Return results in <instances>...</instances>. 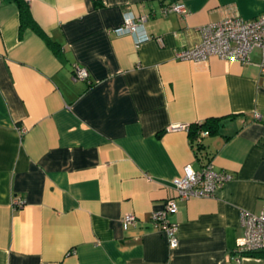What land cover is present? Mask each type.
Masks as SVG:
<instances>
[{
  "label": "crops",
  "instance_id": "obj_1",
  "mask_svg": "<svg viewBox=\"0 0 264 264\" xmlns=\"http://www.w3.org/2000/svg\"><path fill=\"white\" fill-rule=\"evenodd\" d=\"M173 1L186 12H163ZM28 5L54 47L0 0V264H264V251L233 253L241 211L264 210L260 50L244 64L176 57L199 26L231 11L252 19L264 0ZM126 12L145 18L146 39L115 31ZM208 118L217 127L192 144L184 126ZM208 162L231 178L178 201L171 248L151 213L186 166ZM126 212L137 221L124 228Z\"/></svg>",
  "mask_w": 264,
  "mask_h": 264
},
{
  "label": "built area",
  "instance_id": "obj_2",
  "mask_svg": "<svg viewBox=\"0 0 264 264\" xmlns=\"http://www.w3.org/2000/svg\"><path fill=\"white\" fill-rule=\"evenodd\" d=\"M30 1V0H25ZM163 12L176 11L185 13L186 7L180 1H174L163 6ZM144 17L135 18L129 12L125 13L123 24L115 31L131 33L138 41L148 37L144 29ZM199 40L192 45L183 47L176 52L178 59L201 61L210 57L220 59L238 60L242 64L249 62L250 53L258 48L260 50V67L264 71V13L253 19H244L231 11L217 22L203 24L198 27ZM74 77L85 79L87 72L84 68L77 67ZM258 116L257 113H255ZM187 127L188 126H184ZM209 134L207 129L198 132L199 137ZM231 175L227 172L217 171L211 162L202 166L199 171L186 166L182 175L172 179L170 194L163 202L162 208L151 213L152 225L162 230L171 248L178 245V236L175 223L171 215L178 209V201L186 200L191 196H209L229 180ZM16 203L21 204L20 200ZM137 221L131 212L122 215L124 228ZM240 224L243 234L237 239L233 253L236 260L248 256L250 252L264 251V210L259 214L243 210L240 214Z\"/></svg>",
  "mask_w": 264,
  "mask_h": 264
},
{
  "label": "trees",
  "instance_id": "obj_3",
  "mask_svg": "<svg viewBox=\"0 0 264 264\" xmlns=\"http://www.w3.org/2000/svg\"><path fill=\"white\" fill-rule=\"evenodd\" d=\"M15 2L19 9V28L23 29L25 27H30L41 38H43L47 42V44H49L51 47H54L53 42L49 39L47 34L42 30V28L37 24V22L32 17L28 2L25 0H15ZM216 127H217V122L215 118H208V119L203 120L200 123L191 124L188 127V135L191 140V143L193 144L194 140L199 138L198 132L201 129H207L208 132L211 133V131H213V129H215ZM202 147L203 145L201 141L198 140L195 143V150L198 152ZM256 253H259V252L258 251L250 252L248 253V256L256 255Z\"/></svg>",
  "mask_w": 264,
  "mask_h": 264
},
{
  "label": "rangeland",
  "instance_id": "obj_4",
  "mask_svg": "<svg viewBox=\"0 0 264 264\" xmlns=\"http://www.w3.org/2000/svg\"><path fill=\"white\" fill-rule=\"evenodd\" d=\"M257 16H258V15H257ZM257 16H256V17H257ZM254 18H255V17H254ZM252 19H253V18H252Z\"/></svg>",
  "mask_w": 264,
  "mask_h": 264
}]
</instances>
